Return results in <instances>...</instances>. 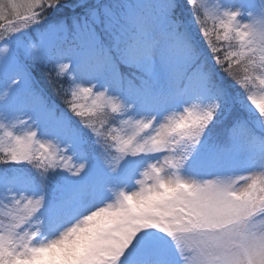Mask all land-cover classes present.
I'll return each instance as SVG.
<instances>
[{"label":"snow or ice","instance_id":"snow-or-ice-1","mask_svg":"<svg viewBox=\"0 0 264 264\" xmlns=\"http://www.w3.org/2000/svg\"><path fill=\"white\" fill-rule=\"evenodd\" d=\"M0 264H264V0H0Z\"/></svg>","mask_w":264,"mask_h":264},{"label":"trees","instance_id":"trees-1","mask_svg":"<svg viewBox=\"0 0 264 264\" xmlns=\"http://www.w3.org/2000/svg\"><path fill=\"white\" fill-rule=\"evenodd\" d=\"M37 79L39 80L40 82V86L45 88V90L48 92V94L50 96H52V98L54 100H56L57 103H60L58 97L56 96L55 92L53 91L52 87L49 85L48 83V77H47V74L44 72V71H40L38 70L37 73ZM63 106V105H61Z\"/></svg>","mask_w":264,"mask_h":264},{"label":"rangeland","instance_id":"rangeland-1","mask_svg":"<svg viewBox=\"0 0 264 264\" xmlns=\"http://www.w3.org/2000/svg\"><path fill=\"white\" fill-rule=\"evenodd\" d=\"M69 2H70V3H75V2H76V0H69Z\"/></svg>","mask_w":264,"mask_h":264}]
</instances>
